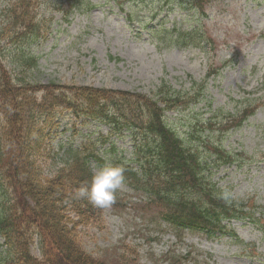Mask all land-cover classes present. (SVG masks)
<instances>
[{
  "label": "rangeland",
  "instance_id": "obj_1",
  "mask_svg": "<svg viewBox=\"0 0 264 264\" xmlns=\"http://www.w3.org/2000/svg\"><path fill=\"white\" fill-rule=\"evenodd\" d=\"M19 1L0 0V28L7 10ZM62 1L65 6L59 8V0H26L33 4L41 36L22 47L6 46L2 67L15 79L42 85L54 82L139 92L156 99L153 93L163 83L180 92H187L194 82L200 83L207 72V55L213 58L214 67L233 59L208 80L199 104L166 113V120L183 136L197 137L201 118L205 120L214 113L231 117L246 106L254 110L241 127L222 137L205 134L226 151L252 159L224 166L212 163L204 176L227 189L236 200L254 199L257 213L264 214V0H207L203 15L195 14L188 0H132L122 5L115 0H79L75 8L68 6V0ZM195 28L212 39L216 48L213 53L175 44L179 33ZM20 51L38 60L35 69L23 71L14 65L12 58ZM57 121L56 133L39 153L43 177L54 176L63 166L67 150L82 144L93 145L105 165H113L121 157L122 161L133 159L127 133L114 137L108 126L90 119L75 121L61 116ZM108 137L106 145L98 143ZM193 140L204 148L201 141ZM111 145L114 152L109 153L106 150ZM105 165L94 162L93 171ZM4 188L0 181V199ZM119 191L129 197L130 203L136 202L125 183ZM145 222L135 219L132 212L108 213L100 225L80 227V241L93 256L124 241L137 248L138 264H154L151 255L159 258L170 250L193 253L195 258L183 264H264V236L252 224H227L244 243L239 244L226 235L209 238L190 232L179 241L165 226ZM148 238L156 241L150 243ZM2 242L0 239V245ZM39 251L33 239L30 253L39 258Z\"/></svg>",
  "mask_w": 264,
  "mask_h": 264
},
{
  "label": "trees",
  "instance_id": "obj_2",
  "mask_svg": "<svg viewBox=\"0 0 264 264\" xmlns=\"http://www.w3.org/2000/svg\"><path fill=\"white\" fill-rule=\"evenodd\" d=\"M193 1L197 5L198 0ZM7 13L0 28V45L6 42L11 47H22L38 37L32 3L20 0ZM4 49L0 46V61ZM12 62L23 71L37 65L34 58L22 51L14 54ZM213 74L208 73L206 79ZM204 84L193 83L190 92L181 93L163 83L155 92L158 100H153L139 93L15 79L0 63V181L5 184L0 199V237L5 248L4 255L0 252V264H138L137 250L123 242L97 258L82 248L79 228L100 225L103 215L121 208L122 202L118 192L107 209L75 197L76 189L91 182L87 157L73 154L54 176H42L37 157L45 137L56 127L58 111L76 118L97 119L115 132H132L134 141L138 139V148L150 155L148 160L144 159V172L156 173L153 182L167 180L157 181L160 187L164 185L161 197L173 194L177 198V204L166 199L171 208H165V212L173 219L224 229L223 221L247 217L243 204L204 183L197 150L184 145L162 124L164 111L193 104ZM157 102L164 108L158 107ZM215 153L220 160H232L221 150ZM127 176L141 182L132 174ZM148 181L150 184L151 175ZM33 239L38 243L40 259L30 253ZM169 256H162L159 261L153 258V262L179 263L177 257Z\"/></svg>",
  "mask_w": 264,
  "mask_h": 264
},
{
  "label": "clouds",
  "instance_id": "obj_3",
  "mask_svg": "<svg viewBox=\"0 0 264 264\" xmlns=\"http://www.w3.org/2000/svg\"><path fill=\"white\" fill-rule=\"evenodd\" d=\"M124 169L119 166L97 167L87 186L76 189L77 199H87L101 209L109 208L115 202V195L124 185Z\"/></svg>",
  "mask_w": 264,
  "mask_h": 264
}]
</instances>
